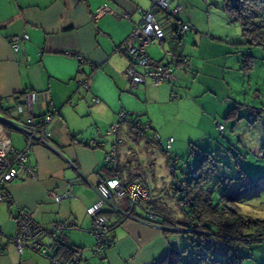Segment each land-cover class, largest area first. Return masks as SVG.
Returning a JSON list of instances; mask_svg holds the SVG:
<instances>
[{
  "label": "crops",
  "instance_id": "0c3cea01",
  "mask_svg": "<svg viewBox=\"0 0 264 264\" xmlns=\"http://www.w3.org/2000/svg\"><path fill=\"white\" fill-rule=\"evenodd\" d=\"M185 3L186 0H171L165 12L153 9L162 25L164 40L162 44L146 48L151 62L171 63L175 71L182 73L176 75L177 80L172 84L153 86L145 81L132 87L126 74L130 60L119 45L140 21L139 9H151L150 0H0V99L4 107L0 109V117L22 121L24 114L17 109L23 105V93L28 90L37 93L33 106L37 117L50 109L57 112L47 128L53 149L35 145L30 151L36 178L21 177L5 186L6 197L0 203V264H50L48 258L36 251L26 249L18 253L11 243L20 210L30 211L44 227L55 222L77 226L64 230L58 237L79 252V260L73 264H157L168 250L181 252L185 243L182 237H187L168 220L185 221L184 216L179 217L181 209L174 188L179 177L174 175L170 197L157 193L165 190L157 177L152 182L155 185L138 174L124 177L119 164V144H116L117 177L123 182L141 180L150 192V208L161 214V219L156 223L138 219L137 216L142 215L138 207L132 211V216L124 215L130 212L126 199L118 205L120 213L105 209L112 225V241L97 256L92 251L91 219L85 209L97 198L94 190L97 182L113 174L109 171L113 165L105 162L106 154L117 138L129 132L128 127L123 126L126 124H121L115 134L105 135L109 125L117 122L118 112L125 109L141 123L148 120L153 128L157 109L175 99L178 88H186L184 83L193 87V73L200 64L195 62L190 69H185L176 60L184 57L185 50L181 35L175 32L176 23L187 22L193 28L182 36L195 32L190 22L181 20ZM102 4L109 6L107 12L93 18V12ZM175 7L179 10L172 16L170 11ZM25 33L29 39L23 40L19 51L14 52L9 37ZM76 53L82 60L74 56ZM84 79L87 90L79 85ZM93 97L99 101L94 102ZM97 133L102 134V144L88 145ZM0 145L16 149L24 146L21 133L2 119ZM69 185L74 197L55 201L50 195V191L61 193ZM168 185L170 187L171 182ZM121 216L122 220L117 223ZM43 243L55 244L50 237H45ZM220 249L222 246L216 249L217 259L223 261L231 255L227 248L225 254L220 253ZM236 259L238 264L242 263L237 254L234 262Z\"/></svg>",
  "mask_w": 264,
  "mask_h": 264
},
{
  "label": "rangeland",
  "instance_id": "374dc122",
  "mask_svg": "<svg viewBox=\"0 0 264 264\" xmlns=\"http://www.w3.org/2000/svg\"><path fill=\"white\" fill-rule=\"evenodd\" d=\"M181 15L195 29L186 36L179 34L184 57L193 66L200 64L193 73V87L184 83L186 88H178V96L157 109L153 128L145 135L123 125L129 132L115 143L121 147L119 164L124 177L138 174L150 184L157 177L165 187L157 193L170 197L174 175L182 176V171L198 165L205 154L211 171L205 188L212 191L214 201L225 191L228 196L237 193L239 216L264 217V46L246 42L258 37L243 35L240 24L224 9V0H186ZM258 33L264 39V27ZM168 139L171 147L166 149ZM171 159L177 161L175 174ZM182 239L183 260L195 264H238L236 254L245 256L241 264H264V240L232 246L231 255L221 261L215 252L210 254L207 248ZM225 251L222 244L219 252Z\"/></svg>",
  "mask_w": 264,
  "mask_h": 264
},
{
  "label": "built area",
  "instance_id": "2783aa9c",
  "mask_svg": "<svg viewBox=\"0 0 264 264\" xmlns=\"http://www.w3.org/2000/svg\"><path fill=\"white\" fill-rule=\"evenodd\" d=\"M151 9L140 10L141 19L134 24L129 34L120 43L119 49L128 57L130 65L126 68V74L130 79V85L136 87L138 84L149 81L153 86L161 84H172L176 82L177 76L174 67L167 62H151L146 54V48L151 44H162L164 40L163 29L160 22L156 19L153 9L165 12L171 0H150ZM109 6L102 4L93 12V18H98L107 12ZM179 8L175 7L170 14L175 16ZM125 15V14H124ZM193 30L192 26L187 22H177L175 26L176 34H185L187 31ZM29 39L25 33L22 35H11L9 43L14 52L19 51L21 42ZM167 54H171L167 52ZM79 60H82L80 54H75ZM172 58V55H171ZM178 63L185 69H190L192 64L186 57H177ZM137 67H142L138 70ZM94 68V67H92ZM79 85L84 89H88L87 80L79 81ZM37 93L28 90L23 93V105L18 107V112L24 114L22 121L13 122L12 120H3L14 127L21 133L24 138V146L21 149H16L13 146L0 145V203L6 197L5 186L21 177L36 178L35 167L30 163V151L35 145H42L52 148L48 137V125L56 115V111L50 109L45 115L37 117L33 112L34 103L37 101ZM94 102H98L97 97H93ZM133 124L134 118L132 113L121 109L118 112L117 122L109 125L105 131V135L115 134L121 124ZM149 124L143 126L144 130L149 128ZM221 129V125H218ZM101 133H97L94 138L88 141V145H101ZM120 142V138L116 139V143ZM114 147L106 154L105 162L110 165L117 163V147ZM171 147V139L167 140L166 149ZM195 172L192 170L190 177H194ZM180 189L186 186V180L178 183ZM97 198L86 207L85 212L91 219L89 232L94 238L93 254L101 255L109 246L108 235V219L104 210H119L118 204L126 199L131 207H138L144 219L151 222L158 218V214L147 205V200L150 198V192L147 186L139 179H132L128 182H123L117 177L100 180L94 187ZM50 195L55 201H60L65 198L74 197L71 190V185L63 192L56 190L50 191ZM127 216H130L126 214ZM69 228H77L76 225H68L65 222H55L50 227H44L38 223L30 211L20 210L17 216L15 232L10 237L11 243L14 245L18 253L26 249L36 251L50 260V264H60L55 258L57 253L55 245L47 246L43 243L45 237H50L54 242L58 239L60 233ZM78 261V257H73L69 263L73 264Z\"/></svg>",
  "mask_w": 264,
  "mask_h": 264
},
{
  "label": "trees",
  "instance_id": "16d2710c",
  "mask_svg": "<svg viewBox=\"0 0 264 264\" xmlns=\"http://www.w3.org/2000/svg\"><path fill=\"white\" fill-rule=\"evenodd\" d=\"M224 9L228 12L232 21L240 24L244 36L253 35L259 39L250 38L246 40L247 43L264 46V39L258 33V29L264 27V0H224ZM0 109L4 110L1 99ZM145 124L137 121L135 118L134 123L129 125L136 129L137 135L143 136L146 133V130L143 128ZM201 156L199 164L196 166L189 165L185 171H182V176L174 183L177 203L184 214L185 221L178 223L168 219L171 225L181 235L186 236L192 246L207 248L210 254L216 253V249L222 246V244H225L230 252V249L233 248L232 246L247 245L264 240V217L239 216L236 203L237 198H235L237 193L228 196V191H225L219 196L217 201H214L212 191L205 188L211 172L205 162L207 155L203 154ZM176 162V159H171L170 161L173 173H176L174 168ZM192 170L195 172L194 177H190ZM109 171H113L110 178L117 177L115 165ZM182 180H186V186L181 190L178 183ZM149 201L150 198L146 202L147 205H149ZM117 207L119 210L108 209V211L120 213L121 210L119 206ZM135 208L137 207L129 206L130 212L128 215L132 216L133 214L131 213ZM104 212L106 215V210ZM156 213L158 214V218L150 223H156L161 219L162 215L158 212ZM137 217H139L138 219H144L143 215ZM121 220L122 216L117 223ZM108 229L109 242L111 244L110 233L112 225L110 222L108 223ZM54 245L57 250L55 258L60 264L69 263L73 257H78L79 260V252L70 245L58 239L55 240ZM184 250L186 251L187 248ZM157 264H195V262L183 260L181 252L170 249Z\"/></svg>",
  "mask_w": 264,
  "mask_h": 264
},
{
  "label": "water",
  "instance_id": "95a60500",
  "mask_svg": "<svg viewBox=\"0 0 264 264\" xmlns=\"http://www.w3.org/2000/svg\"><path fill=\"white\" fill-rule=\"evenodd\" d=\"M23 103V102H22ZM0 119L6 120V118L0 117ZM5 122V121H4Z\"/></svg>",
  "mask_w": 264,
  "mask_h": 264
}]
</instances>
